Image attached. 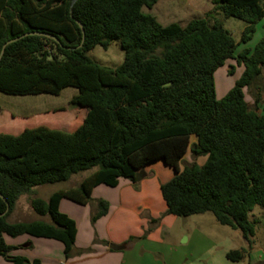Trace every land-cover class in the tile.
<instances>
[{"label":"trees","instance_id":"obj_1","mask_svg":"<svg viewBox=\"0 0 264 264\" xmlns=\"http://www.w3.org/2000/svg\"><path fill=\"white\" fill-rule=\"evenodd\" d=\"M158 1L0 0V53L8 40L25 33L59 39L29 34L8 44L0 59V92L59 95L74 87L78 92L70 104L88 109L73 130L38 125L18 134L0 132V193L8 202L0 196V214L5 213L0 215V255L13 264L30 260L9 254L13 246L5 233L58 239L70 258L77 222L60 210L61 200L82 205L95 200L94 224L110 204L93 199V188L116 186L121 178L137 182L139 170L157 160L176 172L161 185L168 214L211 212L220 224L241 230L253 246L259 219L250 214L264 206V110L258 107L264 91L258 82L264 76V36L253 49L237 53V48L253 38L264 18V0H214L224 16L246 22L240 42L219 19L164 25L143 10ZM112 41L125 52L121 64L107 66L90 56L96 46L108 49ZM230 59L243 71L219 98L214 74ZM188 150L194 159L206 156L205 162L194 160L181 169ZM84 173L77 185L48 199L31 196L37 186ZM24 194L49 221L8 220ZM226 256L241 261L246 249H230Z\"/></svg>","mask_w":264,"mask_h":264},{"label":"crops","instance_id":"obj_2","mask_svg":"<svg viewBox=\"0 0 264 264\" xmlns=\"http://www.w3.org/2000/svg\"><path fill=\"white\" fill-rule=\"evenodd\" d=\"M258 82L264 83L263 75ZM248 101L254 104L252 98ZM258 107L263 112L264 91ZM55 111H61V114L51 117L34 112L21 118L3 111L2 114L6 117L3 122L0 121V132L18 134L26 127L38 125L73 130L82 123L88 109L73 106L61 107ZM196 140V136L191 137V142ZM203 157L205 162L206 156ZM156 165L158 171L154 172ZM180 168L183 169L181 164ZM175 175L173 167L166 165L163 160H157L139 170L137 182L121 178L116 186H95L92 198L105 199L110 207L109 212L94 224L91 221L80 222V219L83 218L82 212L84 215L89 214L91 219L96 202L92 206L91 203L82 205L63 198L60 210L76 220L78 229L73 256L70 258L65 255L62 241L31 234L11 236L5 233L6 243L13 246L9 254L27 257L30 264H35V260H38L37 264H196L200 260L205 261L210 254H215L218 247H225L224 243L233 244L238 238H244L239 229L227 225L220 227L214 214L211 216L208 212L187 217L168 214L161 185ZM71 180L67 188L77 185L80 179L73 184ZM61 189L65 188L59 190ZM38 193H43L42 185L34 188L31 196L35 197ZM48 198L46 196L44 199ZM30 208V195L24 194L18 200L13 215L17 216L20 210ZM252 214L254 218L264 217V206ZM225 226L230 229H225ZM96 238L98 242L94 243ZM111 244L119 248L114 249ZM89 247L93 250L79 252ZM238 247L226 248L224 251L227 253ZM0 264L13 263L0 255Z\"/></svg>","mask_w":264,"mask_h":264},{"label":"rangeland","instance_id":"obj_3","mask_svg":"<svg viewBox=\"0 0 264 264\" xmlns=\"http://www.w3.org/2000/svg\"><path fill=\"white\" fill-rule=\"evenodd\" d=\"M145 12L151 13L157 17V19L164 25H168L172 22H178L181 25H186L191 19L197 17H208L211 22L215 19H219L223 22L224 27L230 30L237 42L241 41L246 22L235 17H226L224 14L215 8L214 0H159L153 8L144 7ZM264 36V18L257 23L256 31L253 38L247 43H241L237 48V53L243 48H254L256 43ZM90 56L98 62L107 66H117L121 64L125 57V52L122 49L118 41H112L108 49H104L98 45L89 52ZM234 67V68H233ZM232 69H234L232 71ZM243 71V66L237 64L235 59H230L224 65L218 68L214 74L216 92L219 98L223 97L227 92L235 85L236 80L240 77ZM78 90L74 87L65 88L59 95L53 94H30V95H10L0 92V110L1 118L3 122V113H11L16 117H24L30 114L42 113L49 116H58L61 111H55L61 107H73L70 104V100ZM248 99H253L254 96L251 93H247ZM261 110V109H260ZM194 139V138H193ZM196 160L202 164L204 157L194 159L190 150L184 156L181 165L189 164ZM154 172L158 171V166L154 168ZM84 174L77 175L72 178L71 184L81 179ZM69 181L50 183L42 185L43 193H38L36 197L45 198L59 190L60 188H67ZM91 206L95 204V201L90 202ZM261 206H257L254 213L258 212ZM208 215L213 216V213L208 212ZM16 216V215H15ZM13 212L9 215L8 220L10 222L19 221H33L37 219L50 220V216H41L31 207L28 210H20L15 217ZM85 216V217H84ZM82 219L80 222L87 221L90 223L89 214L84 215L82 212ZM250 218L253 220V214H250ZM259 222L256 224V234L253 237V246L250 248L248 242L240 237L235 243H224L225 247H218L215 254L205 260H200L196 264H264V217H258ZM219 223V222H218ZM220 227H224L220 224ZM225 229H230L225 226ZM245 248L246 256L241 261H232L227 258L226 248L232 247ZM239 248V247H238ZM236 249V248H234Z\"/></svg>","mask_w":264,"mask_h":264},{"label":"water","instance_id":"obj_4","mask_svg":"<svg viewBox=\"0 0 264 264\" xmlns=\"http://www.w3.org/2000/svg\"><path fill=\"white\" fill-rule=\"evenodd\" d=\"M78 23H79L80 27L82 28L83 33H85L83 23H82L81 21H78ZM29 34H39V35H44V36L50 37V38H52V39H54V40H56V41L59 42V39H58L55 35H53V34H48V33H43V32H30V33H25V34H23V35H21V36H19V37H16V38H13V39L8 40V41L3 45L2 50H1V53H0V59H1L2 56L4 55L5 49H6V47H7L8 44H10L11 42H14V41H16V40H18V39H20V38H22V37H24V36H27V35H29ZM138 175H139V174H138ZM0 196H1V197L7 202V200H6V198L4 197V195H2V194L0 193ZM7 204H8V202H7ZM8 209H9V205H8ZM4 214H5V213H4ZM4 214H0V215L2 216V215H4ZM110 246H111L112 248H114V249H118V248H119V247H118L117 245H115V244H111Z\"/></svg>","mask_w":264,"mask_h":264}]
</instances>
